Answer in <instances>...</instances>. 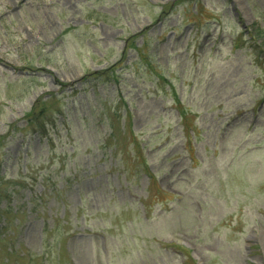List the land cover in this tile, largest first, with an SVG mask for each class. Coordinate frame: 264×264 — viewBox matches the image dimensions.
<instances>
[{"label": "rangeland", "instance_id": "1", "mask_svg": "<svg viewBox=\"0 0 264 264\" xmlns=\"http://www.w3.org/2000/svg\"><path fill=\"white\" fill-rule=\"evenodd\" d=\"M0 211V264L62 230L72 264H264V0H0Z\"/></svg>", "mask_w": 264, "mask_h": 264}, {"label": "trees", "instance_id": "2", "mask_svg": "<svg viewBox=\"0 0 264 264\" xmlns=\"http://www.w3.org/2000/svg\"><path fill=\"white\" fill-rule=\"evenodd\" d=\"M31 117H35V118H33L28 123V125L32 126L34 128H37L36 131H38V132L39 131L45 132V130H46V128L44 127L45 114L42 113V112L40 113V112L34 111V113L30 114L29 119ZM128 118H131V114H130L129 111H128ZM128 124L130 126V136L132 138V141L134 142V148L131 151L128 152L129 154L131 152H133V154L131 155L133 158L129 159V161H130L131 167L133 166L131 169L136 170V172H139L138 167L142 166V165H145V163L147 161H146V159H144L142 157L143 156V148L139 145V142L137 140V135H135L134 132L131 130L132 122H131L130 119H129ZM133 163H135V164L132 165ZM148 169H149V166H148V164H146L145 168L142 169V171L144 173H146L147 175H149L150 179H153L154 177L151 175V173L148 171ZM61 190L62 189H60L58 191V193H60ZM160 191H159V193H160ZM161 192L163 194L165 193L164 191H161ZM147 199H149L150 201H153V202H156V201L161 202V203L164 202V201H161V199L159 201V197L156 196V195L154 196V194L151 196V192L149 193V196H148ZM144 205L146 206V204H144ZM1 212L2 211H0V222L3 221L5 223V220H3V218H6V216H5L4 212H2V213ZM151 213H152L151 211H147L148 218L152 217ZM58 229L59 228L54 226V228H52L51 231L53 232V231L58 230ZM61 232H63V233H58L59 237H55V236L51 235L50 240H49V238L46 239L44 241L43 252H42L40 258H38V255H31L32 260L30 261L29 264H34L35 261H37L39 264H72L71 258L68 259V260L62 258L63 255H64L63 254V248H62V242L66 238V237L64 238V235L66 233H65V230L64 231L62 230ZM106 232H108V230L107 229H103V233H106ZM95 235L100 236L101 234L100 233H95ZM167 247L176 248V246L174 245L173 242L169 243L167 245ZM107 252H109V248H107ZM11 253H15L14 250ZM36 258H38V259H36Z\"/></svg>", "mask_w": 264, "mask_h": 264}]
</instances>
